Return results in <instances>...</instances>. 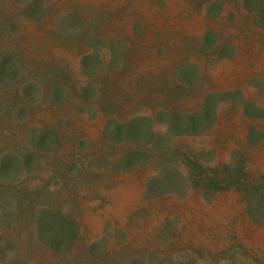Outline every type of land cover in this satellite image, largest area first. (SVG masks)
Returning a JSON list of instances; mask_svg holds the SVG:
<instances>
[{"label":"rangeland","instance_id":"obj_1","mask_svg":"<svg viewBox=\"0 0 264 264\" xmlns=\"http://www.w3.org/2000/svg\"><path fill=\"white\" fill-rule=\"evenodd\" d=\"M5 56L0 264H264V0H0Z\"/></svg>","mask_w":264,"mask_h":264},{"label":"trees","instance_id":"obj_2","mask_svg":"<svg viewBox=\"0 0 264 264\" xmlns=\"http://www.w3.org/2000/svg\"><path fill=\"white\" fill-rule=\"evenodd\" d=\"M12 60H13V57H11V56H8V57L5 56V59H4L3 63H2V65L0 66V89H2L3 86L6 84V80L10 83V85H11V82L13 81V78L12 77H11V79H7L6 78V75H7V72H8L7 70L9 69L10 66L13 65ZM3 75L5 77H3ZM25 94H27V93H25ZM25 98L26 99L28 98V94L26 95ZM39 148H41V146ZM39 229H41L40 231H43L45 234L48 231H50L51 229L53 230V234L55 236H57V234H58V232L56 231V229L54 228V226L52 225V223H50L49 226H47L44 221H40L39 222ZM58 236H59V234H58Z\"/></svg>","mask_w":264,"mask_h":264},{"label":"bare ground","instance_id":"obj_3","mask_svg":"<svg viewBox=\"0 0 264 264\" xmlns=\"http://www.w3.org/2000/svg\"><path fill=\"white\" fill-rule=\"evenodd\" d=\"M223 69H225V68H223ZM220 75L223 76V77L229 78V77H232L233 71L230 68H228L226 71L222 72Z\"/></svg>","mask_w":264,"mask_h":264}]
</instances>
